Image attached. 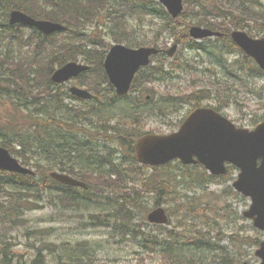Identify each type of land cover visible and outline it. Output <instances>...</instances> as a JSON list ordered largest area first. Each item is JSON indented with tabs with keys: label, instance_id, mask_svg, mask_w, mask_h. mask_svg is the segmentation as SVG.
Listing matches in <instances>:
<instances>
[{
	"label": "trees",
	"instance_id": "1",
	"mask_svg": "<svg viewBox=\"0 0 264 264\" xmlns=\"http://www.w3.org/2000/svg\"><path fill=\"white\" fill-rule=\"evenodd\" d=\"M196 3L198 13L196 24L224 33L217 50L194 47L195 43L189 40L186 34V28L191 22L174 23L155 0H0V13L4 18L9 10L15 8L35 18L58 21L66 26L65 32L49 37H42L33 30L26 42L29 45L32 41L31 55L16 58L10 52L0 53V109L5 111L4 118L0 116V145L19 156L24 165H32L36 173L41 175L40 178L34 179L32 176L0 171V191L4 192L6 201L0 202V264H12L8 257L12 256L10 253L13 245L12 235L8 230L13 229L14 224L22 222L18 217L26 204L23 202L28 199L26 192L41 200L43 190L38 183L43 187L58 188L57 184L41 173L40 159L30 160L27 153L28 146L32 143L37 144L38 153L42 152L48 139L47 128L57 130L55 134L58 133L60 136L63 133L64 139L67 138L66 135H72V139L77 143H82L85 138L90 143L89 136L94 139L92 144L80 151H68L69 162L58 161L54 166H46L44 169L57 168L95 185V189L89 186L90 190L83 192L81 196L87 204L99 208L97 214H90V223L96 227L110 229V235L119 238L116 243H122L123 240L133 241L144 252L160 257L162 262H169L174 258L170 264H239L243 257L240 249L257 243V240L247 239L233 232L235 218L231 214L225 225L232 230L226 231L225 236L218 237L219 241L226 239L229 242L227 246L212 244L209 239L205 240L203 237V229L210 225L209 210L213 209L208 200H218L223 196L224 200L230 196L237 197L230 187L223 190L221 193L223 196L204 198L203 183H209L207 178L210 177L204 172L175 163L152 168L148 173L147 169L140 170L143 168L135 164L132 156L135 139L144 132V125L151 121L153 116L161 118L163 122L166 120V123H174L173 126H169L172 128L180 121L181 118L177 117V114L185 107L189 109L200 106L205 100L211 99L217 103L215 109L219 110L231 102L230 79H242V74L250 75L258 70L247 56L236 50L228 38V32L230 28L245 27L249 21L264 22V12L253 13L244 2L240 6V12L225 5L222 0H196ZM242 14L247 18L242 17ZM99 18L110 19L114 23L113 27L98 24L91 26L90 23L96 22ZM148 19L150 21L156 19L155 24L161 22L156 35L168 33L167 35L175 38L176 42L184 44V48L203 52L209 58V64L213 61L217 63L225 70L228 78L224 82L212 80L211 74L215 73L210 72L206 66L198 69L201 74L191 79L195 83V90H188L190 88L188 84L183 90L178 87L174 92L167 87L161 92L159 86L166 85L177 75L176 72H179L177 66L183 57L175 56L168 60L163 55H158L153 58V65L136 75L131 86L132 94L138 95L144 90L145 95H150V98L146 99L141 95L139 102L130 101L150 107V110L143 109V113L140 114L139 111L143 108L141 107L129 115L115 117L102 113L104 115L95 118L85 115V111L79 108L72 107L71 116L60 120L56 116V111L65 109L63 104L65 97L59 92H54V88L58 87L49 81L50 71L55 66L77 57L86 60L91 64L89 74L95 76L88 81L82 77L85 79L82 84L93 91L90 111L96 108L101 110L104 105L107 106L106 109H113L114 104L108 99L118 98L112 93L109 84L105 88L101 86V83H107L102 68V60L108 47L104 39L109 37L131 47L151 42L155 44L152 38L144 36L145 34L141 35L139 30L130 24L132 21L145 22L144 20ZM0 25L4 26L0 45H12L14 40L21 37L23 30L20 27H9L5 21L0 22ZM235 52L242 57L241 62L236 60L232 64H227L226 57ZM188 65L190 68H196L193 63ZM38 68L42 69L44 74H39ZM200 82L204 85H200ZM62 92L70 99L66 91ZM197 97L201 100L197 101ZM135 98L138 99L137 96ZM156 99L160 101L159 107L155 106ZM49 102L51 105H48ZM93 103L98 106L92 107ZM45 107H48L47 111H44ZM25 122L24 129L22 125ZM97 125H102V128L98 129ZM16 145L20 148L15 149ZM92 164H96V170H84ZM230 174L231 172H228L227 178ZM63 189L70 192L64 199L67 205L75 206L81 201L80 196L73 194L78 192V189ZM162 204L168 206L167 210L171 217L175 214V222L171 220L169 224L172 228L166 233H160L159 237L155 231L165 228L148 225L144 222V214L150 207ZM226 206L227 202H224V207ZM207 231L211 234L212 228ZM61 247L68 246L61 244ZM46 248L53 250L57 247L54 244H46ZM73 249L84 259L75 257L71 263L94 264L92 245L79 242ZM32 264H46L40 251Z\"/></svg>",
	"mask_w": 264,
	"mask_h": 264
},
{
	"label": "water",
	"instance_id": "2",
	"mask_svg": "<svg viewBox=\"0 0 264 264\" xmlns=\"http://www.w3.org/2000/svg\"><path fill=\"white\" fill-rule=\"evenodd\" d=\"M165 5L173 17L182 9V0H159ZM10 23L21 22L33 25L45 33L62 29L58 24L47 21H36L20 11L10 13ZM207 29L192 27L190 35L195 38L214 35ZM233 40L246 52L256 58L264 68V39L252 40L245 33L236 31L231 34ZM173 46L168 52L175 50ZM157 53L154 48L140 47L128 49L123 45H114L105 59V71L110 80L116 85L119 95L126 94L129 84L137 69L146 65L151 54ZM83 66L69 63L57 70L52 79L61 81L80 72ZM77 94L87 95L84 91L72 89ZM193 156L209 168L213 173L225 172L223 162H231L241 169L234 187L252 198L253 204L245 212L252 218L254 226L264 229V122L254 131L236 128L234 124L209 108H196L184 120L179 130L170 135L147 134L138 139L135 145V157L139 162L159 165L174 158L182 162L192 161ZM261 158L260 167L255 163ZM0 168L20 173L32 174L23 168L7 150L0 147ZM57 180L72 185H81L65 175L52 173ZM147 219L154 223H165L167 217L162 208L151 211ZM255 254L264 264V242ZM246 264V263H243Z\"/></svg>",
	"mask_w": 264,
	"mask_h": 264
},
{
	"label": "rangeland",
	"instance_id": "3",
	"mask_svg": "<svg viewBox=\"0 0 264 264\" xmlns=\"http://www.w3.org/2000/svg\"><path fill=\"white\" fill-rule=\"evenodd\" d=\"M234 1V0H233ZM264 2V0H260ZM186 2V1H185ZM187 17H184L182 21H186ZM91 26L98 24L100 26H106L110 27L114 25V23L111 22L110 19L108 18H99L96 22H91ZM123 24V23H122ZM260 24V23H259ZM120 25V24H119ZM90 27V26H89ZM263 28L261 26H256L255 27L250 24V27L247 29L248 31H251L252 33L258 32L260 29ZM145 31L148 33V36L151 37L152 34L148 32L149 26L146 25ZM168 28V27H167ZM261 33L257 35V37L260 36ZM166 45H169L172 43L171 38H165ZM180 47L178 46V50ZM195 51L191 52V54L188 53L189 57H194L196 65L200 67V63L202 59L195 54H193ZM179 72H180V77H175L168 86L169 87H183L185 84H189L190 88L188 90L193 91L195 90L194 86L195 83L191 81V79H194L198 74H201V72L196 69L195 67H189L187 61L182 58V61L178 63L177 66ZM218 73V79L221 81L222 80V75L219 70H216ZM244 87H239L240 90H242V95L239 101V105L237 106H231L228 108H224V115H226L230 120H232L234 123L237 125H242L244 127H250V123L252 122V119L256 118L257 116L262 114V110H260L262 103L264 102V78L259 77V78H253V77H244ZM70 85L73 84L69 83ZM81 86L80 84H76ZM82 87V86H81ZM259 91L260 93H256ZM54 92H59L63 97H65L63 104L65 109H59L56 111V116L60 120L61 118L66 116H71V108L76 107L81 109L82 111H85V115H89L95 118H99L101 115L104 114H109V115H129L133 113L134 111L140 109L139 112L140 114L143 113V109L145 110H150V107H144L141 106L140 104L134 102V101H120L118 99H113L109 98L114 106L113 109H106V105L102 107L100 110L99 108L93 109L90 111V103L86 102L81 99H67L65 95H63V92L59 88H54ZM173 92V91H172ZM200 97H197V101H199ZM108 100H105V103L108 102ZM159 99H156V107L160 106V101ZM201 100V99H200ZM195 103V100L193 104ZM99 104V103H98ZM101 104V103H100ZM48 105H51V102L48 103ZM47 105V106H48ZM95 103H93L92 107H96ZM115 108V109H114ZM48 107H45L44 111H47ZM89 110V111H88ZM88 111V114H86ZM46 113V112H44ZM104 113V114H102ZM153 113V112H150ZM182 113V112H181ZM181 113L177 114V117L180 118L182 115ZM45 117V116H44ZM161 121V122H160ZM166 122V120H165ZM162 120H153L152 123L149 124L151 127L157 126L159 129H162L164 131H167L166 127L164 126ZM23 128L25 129L26 127V122L23 123ZM98 129L102 128V125H97ZM55 129H48L46 137L48 138L45 142V147L42 150V152L38 153L37 152V144L32 143L29 145V149L27 151L28 155L30 156V160L33 159H40V164L42 165L40 169H43L46 166H54L56 163L55 162H69L68 161V156L67 153L70 152H77L83 149L85 146H88L94 142V139H92L89 136L90 143L87 141L88 139H84L82 143L76 142V140L72 139V135H66L67 138H63L62 135L63 133L60 134H55L57 130ZM64 139V140H63ZM70 151V152H68ZM32 168H34L32 165H28ZM83 169V168H82ZM96 164H92L89 167H85L84 170H96ZM40 181V180H39ZM38 186H40L43 190L44 193L48 195H53L54 191L53 189L49 187H43L38 183ZM211 190H215V192L220 191L221 188L211 186ZM216 202V200H214ZM221 203V201H220ZM39 207H36L33 210L25 211V216L30 220V223L32 226L37 227V228H52L51 231L47 233V236H45V242H53L55 244H59L61 242H69L70 244H75L76 242H86L88 245H92L94 249V264H170L173 262L174 258L169 260V262H162L161 258L153 255L152 257L148 256H141V250L137 246L134 245H129L130 243L128 241H125V243H116V238L114 237L113 239H108L107 236L108 231L104 228L100 229H85V230H78L75 229V227L78 226L80 222H83L87 219V213H95L98 211L99 208L92 206V205H86L83 206V202L79 201L76 203V205L71 208V210L64 209L62 208L61 210L57 209H51L48 204H44L39 202L38 203ZM247 204V203H246ZM248 205H246L247 207ZM245 204H241L238 208V210L242 211L243 209H246ZM234 208V207H233ZM62 213H81V216H74L72 215L69 218L65 217H59L57 214L58 212ZM53 217L54 219L51 220L49 219ZM216 220V221H214ZM237 229L240 228L242 230L243 228L247 231L248 230V225L244 223L243 221H238L237 223ZM225 226L224 222V217L221 215L215 214V218L210 219V225L208 229L212 228V231H217V228ZM21 228L16 229L13 232V235L16 237L15 240L17 242H20L22 244L24 243H31L30 240V235L25 234V230L20 226ZM246 237L252 238V239H257L258 238H263L262 234H257V236L252 233L251 231H247L243 234ZM18 246V245H17ZM15 246V247H17ZM253 250L254 248H248L246 253L248 256L252 252L253 256ZM18 253H23L25 251L24 247L21 245L16 249ZM9 259L12 261V257ZM78 257L81 259H84L82 255L75 251L73 248L70 247H62L56 254H55V263L54 264H63L64 262L71 263L73 258ZM256 262L250 261V264H254Z\"/></svg>",
	"mask_w": 264,
	"mask_h": 264
},
{
	"label": "bare ground",
	"instance_id": "4",
	"mask_svg": "<svg viewBox=\"0 0 264 264\" xmlns=\"http://www.w3.org/2000/svg\"><path fill=\"white\" fill-rule=\"evenodd\" d=\"M48 21H51L49 19H47ZM75 88L79 91H83V87L79 86V85H75Z\"/></svg>",
	"mask_w": 264,
	"mask_h": 264
}]
</instances>
